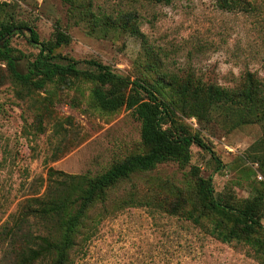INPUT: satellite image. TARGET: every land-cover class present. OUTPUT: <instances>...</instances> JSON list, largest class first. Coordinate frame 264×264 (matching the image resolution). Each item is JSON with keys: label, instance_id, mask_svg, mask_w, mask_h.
<instances>
[{"label": "rangeland", "instance_id": "obj_1", "mask_svg": "<svg viewBox=\"0 0 264 264\" xmlns=\"http://www.w3.org/2000/svg\"><path fill=\"white\" fill-rule=\"evenodd\" d=\"M243 1L245 9L226 11L215 0H0V23L32 29L43 42L56 28L64 33L68 43L54 51L57 57L93 60L154 86L169 102L175 122L211 151L191 145L186 159L158 163L106 190L104 202H95L78 228L70 264H264V205L254 234L263 254L242 242L212 238L207 231L213 217L195 226L163 211L179 195L202 207L195 173L210 176L213 198L234 208L264 196V109L256 107L244 117L230 103L213 108L205 96L186 109L175 84L168 87L161 80L166 74L199 89L213 84L232 96L251 73L264 90V0ZM88 10L115 21L94 27ZM124 13L136 16L137 35L116 23ZM5 42L20 56L18 68L24 72L38 53L28 29ZM94 87L69 77L41 90L26 88L0 61V264H15L16 255L45 235L40 221L25 213L44 194L49 170L58 181L64 178L60 174L92 179L145 152L140 122L124 108L100 109L91 97ZM51 259L46 256L42 264Z\"/></svg>", "mask_w": 264, "mask_h": 264}, {"label": "trees", "instance_id": "obj_2", "mask_svg": "<svg viewBox=\"0 0 264 264\" xmlns=\"http://www.w3.org/2000/svg\"><path fill=\"white\" fill-rule=\"evenodd\" d=\"M151 1L155 4H169L173 0ZM215 1L220 9L226 11L242 10L247 5L243 0ZM81 18L86 17L81 14ZM88 18L94 27L115 21L109 15L94 14L89 10ZM116 19V23H120L131 35L138 34L134 14L124 13ZM21 29H28L31 44L38 48L37 55L32 61L27 62L24 72L18 68L20 56H15L5 42ZM0 42H4L0 44V61L5 62L13 81L35 90L43 89L56 78L65 83L69 77L95 83L91 91L94 102L107 112H115L121 108L130 110L140 122V142L145 148L144 153L128 156L92 179L60 174L64 178L58 181L52 179L54 172L49 170L44 194L33 199L34 206L25 213V216L40 221L45 229V235L35 237L32 247L16 255L15 264H42V259L48 255H52L48 264H70L69 253L75 245L78 228L90 207L97 201L104 202L106 190L133 173L151 170L158 163L172 158L186 159L191 145L211 153L198 135L190 134L175 122L169 102L159 97L160 93L154 86L117 75L107 66L93 60L75 61L54 55L56 49L68 43V38L57 28L52 39L43 42L39 41L32 29L1 22ZM81 64L87 65L90 69H80ZM161 80L166 86L167 83L171 86L175 84L174 93L177 100L181 107L186 109L195 104L201 96H205L213 108L227 103L233 104V109L241 108V115L244 117H248L249 112L256 107L264 109V90L251 73L245 74L241 89L233 92L232 96L228 91L213 84L199 89V85L193 86L190 81L178 84L173 77L166 74ZM167 123L169 126H166ZM193 176L202 207L198 209L192 206L179 195L174 202L165 204L164 213L186 220L195 226H201L203 217H213L215 222L207 231L212 238L224 244L242 242L256 254H263V246L254 234L261 228L260 215L264 196H255L241 207L234 208L226 201L219 202L213 198L210 176L207 179L199 177L196 173ZM66 189L72 194H67Z\"/></svg>", "mask_w": 264, "mask_h": 264}]
</instances>
